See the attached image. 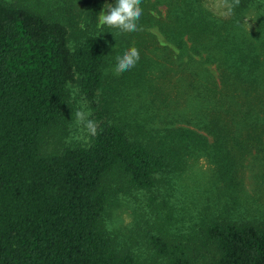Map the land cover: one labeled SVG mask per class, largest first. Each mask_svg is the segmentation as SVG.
<instances>
[{
	"label": "trees",
	"instance_id": "1",
	"mask_svg": "<svg viewBox=\"0 0 264 264\" xmlns=\"http://www.w3.org/2000/svg\"><path fill=\"white\" fill-rule=\"evenodd\" d=\"M103 1L0 0V264H264V205L243 192L247 165L264 180V0H142L135 32L102 26ZM70 86L97 117L85 142L55 137ZM188 156L212 165L196 227L154 209L140 243H119L114 196Z\"/></svg>",
	"mask_w": 264,
	"mask_h": 264
},
{
	"label": "rangeland",
	"instance_id": "2",
	"mask_svg": "<svg viewBox=\"0 0 264 264\" xmlns=\"http://www.w3.org/2000/svg\"><path fill=\"white\" fill-rule=\"evenodd\" d=\"M207 3L216 13L224 11L225 3L223 0H207ZM106 4H111V1L104 0L102 2L98 11V21L102 10L107 14ZM157 38L160 42H163L158 33ZM77 90V87L70 86L65 117L61 126L54 131L55 137L59 141L74 143L85 142L87 140V130L75 118L77 110L90 113L89 119L97 123V117L93 109ZM118 93H122L120 88ZM118 93H116V98L118 97ZM124 103L125 107L118 108L116 112H129V99ZM47 144H49V140ZM211 166L204 156L194 158L188 156L183 162L181 160L179 164H176V167L172 171L160 173L156 187L151 190L117 193L114 196L115 198H113L112 204L108 207L109 209L105 217L106 228L116 235V239L121 244L129 245V240L132 243H140L141 236L145 232L144 229L151 228L154 209L168 211L170 220L175 222L177 219L175 224L178 226H182V219H184L196 227L194 222L203 213L201 209L202 204L204 202L211 204L212 202L209 192L211 188ZM256 171L255 164L254 166L253 164H249L245 168L243 192L247 194L245 195L246 197L254 198L257 203L262 202V205H264V180L256 174ZM148 194H153L155 197L150 208L145 206V197ZM206 195L208 196L205 197ZM155 206L157 207L155 208ZM142 209L147 210V215L143 218L147 219V222L143 220L144 225L141 224L137 215V211L140 212ZM136 221L138 223H135ZM130 229L132 230L130 231ZM188 235V239L194 241L193 235ZM138 252L140 256H146L145 253L139 251V248ZM195 256L199 257V252Z\"/></svg>",
	"mask_w": 264,
	"mask_h": 264
},
{
	"label": "clouds",
	"instance_id": "3",
	"mask_svg": "<svg viewBox=\"0 0 264 264\" xmlns=\"http://www.w3.org/2000/svg\"><path fill=\"white\" fill-rule=\"evenodd\" d=\"M142 0H115V5L106 4L107 14L102 10L99 14V23L103 26L117 28L122 32H135L138 31V21L143 15V9L141 8ZM240 0H233L231 4L225 0V5L228 9L227 14H231L232 9L238 6ZM252 20L250 17L246 18L244 23L247 28L251 27L248 23ZM253 21V20H252ZM140 55L139 50L136 47H130L122 55L116 57V65L114 71L117 74H121L125 71L133 68L139 61ZM90 113H86L83 110H77L75 112V118L78 123L83 125L87 130V133L91 136L97 134L98 124L89 119Z\"/></svg>",
	"mask_w": 264,
	"mask_h": 264
}]
</instances>
